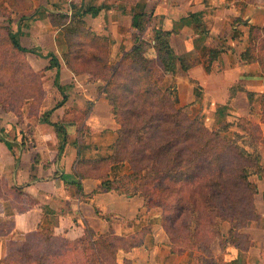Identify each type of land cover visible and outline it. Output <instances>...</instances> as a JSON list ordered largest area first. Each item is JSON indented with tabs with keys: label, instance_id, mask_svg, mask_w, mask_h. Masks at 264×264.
<instances>
[{
	"label": "crops",
	"instance_id": "1",
	"mask_svg": "<svg viewBox=\"0 0 264 264\" xmlns=\"http://www.w3.org/2000/svg\"><path fill=\"white\" fill-rule=\"evenodd\" d=\"M52 3L65 11L68 7V12L84 18L92 34L107 38L108 59L115 66L135 43L136 14L146 15L141 38L152 44L155 30L169 31L173 57L163 78L169 81L170 74H175V88L186 91L185 96L176 92L178 104H188L197 88L205 106L202 115L223 114L228 121L230 112L249 116L247 94L257 97L264 91L259 64L241 56L249 25L264 27V0L42 1L44 7ZM19 19L24 26L14 21L11 29L29 37L32 44L24 47L32 51L26 52L41 59L53 55L58 62L60 79L54 87L60 102L44 106L40 112L44 117L37 114L33 119L0 107V261L35 232L72 242L108 238L117 247L116 264H194L190 257L195 251H171L161 207L132 190L129 163L95 165L112 154L120 132L103 91L106 81L92 78L90 71L77 73L60 65L57 57L63 45L46 19ZM212 47L224 49L207 71L205 50ZM153 57L157 60L156 52ZM196 58L200 62L186 70L181 67V59ZM49 98L46 93L44 100ZM259 119L256 115L250 120L264 132ZM259 154L264 167V145ZM249 179L258 190L254 203L260 217L236 230L250 242L244 248L230 242L228 228L220 229L209 245L219 264H264V172L253 173Z\"/></svg>",
	"mask_w": 264,
	"mask_h": 264
},
{
	"label": "trees",
	"instance_id": "2",
	"mask_svg": "<svg viewBox=\"0 0 264 264\" xmlns=\"http://www.w3.org/2000/svg\"><path fill=\"white\" fill-rule=\"evenodd\" d=\"M146 20L145 14L134 16L138 35L132 48L121 57L116 67L106 65L107 47L103 40L90 34L92 40L89 48L93 49L90 55L92 59L101 56L103 63L101 71L91 65L87 70L106 81L103 91L120 126L112 154L95 165L103 163L107 166L109 163L127 161L131 167L127 178L137 180L132 190L142 192L150 202L161 207V221L171 242V251L200 250L207 255L197 257L196 264H219L209 252L208 245L220 235L219 224L234 217L222 213L232 207L236 210L235 189H243L246 193L249 191L246 195L250 202L247 220L260 217L254 203L258 190L248 176L264 172L259 154V147L264 145V132L258 123L241 117L236 124L239 123L244 134L235 131L227 136L221 132L228 129L229 122L210 130L200 120L188 116L183 108L176 107L175 102L168 98L170 88L162 90L151 79L152 69L144 55L146 49L153 46L157 64L169 66L173 57L168 40L170 32L155 30L154 44L151 45L150 41L141 38ZM248 29L247 46L241 56L244 60L259 64L264 81V27L249 25ZM258 31L263 35L259 36ZM258 39L260 45H257ZM97 42H100V46H95ZM3 45L11 51H32L21 45L8 25H0V48ZM223 49L212 47L205 50L207 71ZM50 57L57 65L56 58L53 55ZM7 59L0 56V68H3L0 71L6 75L4 81L0 82V93L5 91V97H0V107L21 117L19 108L25 100L32 101L38 97L40 101L42 84L40 77H35L37 89L35 80H26L21 70L18 72L19 69L11 67ZM198 62L199 58L180 60L184 70ZM68 65L74 72H79L74 64ZM5 72L8 75L14 72L18 78ZM255 95L247 94L249 105L257 102V113L264 123V91L257 97ZM242 137H247V140H242L240 144ZM109 185L114 184L107 182ZM191 222H195V225L191 226ZM229 233L230 242L240 248L250 243L242 233L233 230ZM46 235L35 232L28 234L21 248L11 252L0 264H116L114 255L117 247L108 238L95 242L83 239L85 250H81L78 246L81 241L50 237L47 243Z\"/></svg>",
	"mask_w": 264,
	"mask_h": 264
},
{
	"label": "rangeland",
	"instance_id": "3",
	"mask_svg": "<svg viewBox=\"0 0 264 264\" xmlns=\"http://www.w3.org/2000/svg\"><path fill=\"white\" fill-rule=\"evenodd\" d=\"M42 1L44 0H0V25H4V26L8 25L12 28V25L15 26L14 21L15 22L20 21V24L22 23L23 24L22 26H24L25 23L24 21H22L23 19H19V18H24L28 16L30 18H34L35 20L44 18L51 25V27L56 29L57 31L56 37L59 38L60 42L63 45L62 52H60L59 57H57L59 63L61 62L60 65H66L67 67H69L68 63H72L79 69V71L81 72L84 71L82 73H85V71H89V69L87 70L88 65H91L92 67H94L95 70L101 71V63H103L102 57L99 56V57L92 59L90 55V52L93 51V49L90 50L89 48L91 45L92 35H90L91 32L88 30L87 28L88 25L86 21L84 20V18H82V16L80 17L77 15H74L73 13L71 14V12H68L69 11L68 7L66 11L63 10L62 7L59 6L60 4L55 5L54 3H52L48 5V7H44L42 4ZM246 33L247 34L249 33V29H247ZM262 33L263 32L258 31V34H260L259 36H262L263 35ZM21 34L19 35L17 33L16 36L23 46H29L30 44H32L28 36L21 35ZM97 37L103 40L104 45L107 47L106 50L108 54V50H109L108 46L110 44L108 39L105 37H100V36H97ZM146 40H149V39H146ZM99 43L97 42L95 46H98ZM150 44L152 45L151 41H150ZM257 45H260L259 39H258ZM6 48L7 47L4 45L0 48V56H4L8 58L7 61L10 63L11 67L13 68L15 67L16 70L19 69L18 72L21 70L22 72L21 74L23 75V77L26 78V80L32 81V80H35V77H40V83L42 84V89L47 85V91H42V94L40 95L41 96L40 101H38L39 99H37L38 97H36L32 101L25 100L23 102V104L19 108L20 110L19 112H21V115L28 116V117L31 116L32 117L31 119H33V115H37V114L39 115L41 114L40 112H43L44 106H49V107H52V105L57 106L60 101H56L55 95L58 94L57 92L58 89L57 90L55 89L56 87L54 86L56 85L54 83L59 82V79H60L59 75L56 78V74H57L56 72H57V68L59 67V65L54 64V61L50 57L48 59H41L38 56H35L33 53H30V52H19V51H13V50L11 51L9 49L7 50ZM37 48H40V47H35V49ZM155 52L156 50H154L150 46L149 48L146 49L144 53L145 57L148 59L149 66L152 69L151 79L156 84H158V86L162 90L167 87L170 88L171 95L168 98L175 102L174 105L176 107L183 108L184 111L188 114V116H190L191 118H196L200 120L204 124V126L210 130H215L219 128L224 122L227 121L230 123L229 127L227 130H225L224 132L222 131L221 133L226 134L227 136H231L232 133L235 131L244 134L240 126H238L239 123L238 124L236 123L238 122V119L241 117L252 119V116L254 117L258 115L257 113L258 104L256 102H253L251 104L250 106L251 108H249V111H250L249 116H241L239 114H233L230 112L228 113V115L232 117L229 118V121L227 120L228 118H226V116L224 117L223 114H220L218 116V115H214L213 113L206 112V114L208 113L207 115L206 114L202 115V111L205 106L204 104H202L201 98H198V95H197L198 90H196L197 88L194 90L193 96L190 99L191 101L188 104H178L177 103L178 98L176 96V92L177 93L179 92L181 96H185L186 91L177 90L175 88L176 86L175 74H170L169 81L167 80L168 78L165 79L167 81L164 80L163 76H164V72H166L167 66H163L162 70L160 69L162 65L157 64L156 58L153 57V55L155 56ZM77 56H79L78 57L79 60L77 59ZM153 59H155L156 61ZM38 60H43V63L37 62ZM109 61L110 59H108V56H107L106 65L109 67L115 66L114 61H112L111 63ZM0 70H3V68L2 69L0 68ZM5 74L7 73L5 72ZM91 75H92V78L94 77L95 79H98V77L94 76L92 73ZM8 76H14V78H18L17 75L14 74V72H13V75H8ZM5 78H6V75H4V73H1L0 71V82L4 81ZM35 83H36V80H35ZM35 85H36V88L38 89L37 83ZM3 92L5 93L4 90ZM4 93H0L1 98L5 97ZM46 93L50 95V98L44 100ZM199 93H201L200 95H202V92L199 91ZM14 107H16V104ZM253 107H255V109ZM44 114L45 113H42L40 117L43 118ZM242 140L246 141L247 137L240 138L239 140L240 144ZM250 176H248V178ZM128 183L130 186H135L137 184V180L128 179ZM235 190L236 191L234 193L236 196V201H235L234 206L236 210L234 211L232 207L226 213H222L224 215L232 214L234 217L223 220L219 224V229L225 226L229 230L236 231L242 227H246L249 223H252V221L258 220V219H250V218H248L249 220H247V217L249 216V211H250V206H249L250 202L248 198H246V195L248 194L249 191L246 193V191H243V189H240V190L235 189ZM223 199L224 198H222V200ZM238 211L240 212L239 215H238ZM250 217L252 218L253 216H250ZM190 224L191 226H194L195 222H191ZM45 239H46L45 242L47 243L50 242V238L45 237ZM218 239H220V237ZM213 240L214 239L210 241L209 245L212 243ZM78 244H81V245H78L81 250H85L84 241L78 242ZM42 245L43 244H41V246ZM35 251H38V250H35ZM193 251L195 252H192V254H195V255H191L190 258H191L192 263L194 264H196L197 262L196 261L197 257L202 256V255H207L206 253L200 250H193ZM210 251L211 250L209 249V252ZM20 259L21 258H18V260Z\"/></svg>",
	"mask_w": 264,
	"mask_h": 264
}]
</instances>
